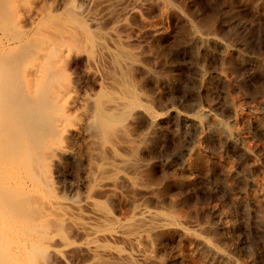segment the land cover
<instances>
[{"label":"rangeland","instance_id":"rangeland-1","mask_svg":"<svg viewBox=\"0 0 264 264\" xmlns=\"http://www.w3.org/2000/svg\"><path fill=\"white\" fill-rule=\"evenodd\" d=\"M75 1L0 0V19L6 17L0 36L52 22L81 23L88 48L86 43L69 50L56 77V86H69L55 103L61 111L48 107V128L54 127L50 114H57L52 120L60 125L54 132L45 127L49 136L35 133V139L39 133L48 137L38 136L44 146L66 148L48 163L43 196L63 201L53 214L58 219L64 213L86 220L90 198L115 220L96 236L97 256L74 223L35 225L30 264H264V0H166L169 7L148 1L128 13L123 46L148 70L131 73L122 66L132 93L107 83L119 71L93 44L112 24L103 2L92 0L90 11L77 13L68 6L84 0ZM108 41L106 47L116 51ZM114 100L124 103L116 106ZM117 154L134 168L104 177L103 165ZM138 205L171 221L153 231L137 230L141 236L131 242L109 230L134 216ZM42 242L45 254L38 249Z\"/></svg>","mask_w":264,"mask_h":264},{"label":"bare ground","instance_id":"bare-ground-1","mask_svg":"<svg viewBox=\"0 0 264 264\" xmlns=\"http://www.w3.org/2000/svg\"><path fill=\"white\" fill-rule=\"evenodd\" d=\"M84 1L79 7L78 6L75 7L74 5L70 4L68 6L69 10L72 11L74 10L77 13L83 11L85 12L86 10L90 11V9H92L93 7L92 4L90 5V2L92 0H86L87 2H89V4L82 6L84 4ZM148 1L156 2L165 7H169L166 0H101L99 2L100 4L101 2H103V5L105 7H102L103 5L101 7L103 9L104 8L106 9L105 13L106 15L109 16V20L112 22V24L106 32L104 33L101 32L102 35L101 34L98 35V38L93 40V44L97 46V50L99 49L100 52L101 51L106 52L112 57V59L111 58L110 59L112 60V65L113 68L115 69L114 72L119 71L117 75L115 74L116 76L110 74L107 83L108 84L110 83V85L113 84L114 86H119L121 87V89L126 87L127 89L125 90H129L131 93H132L131 89L125 83L127 79H125L124 74L121 71L122 66H124L123 68L126 67V71L129 70V72L139 69L142 71H148V70L146 67L140 66V64L136 60V54L134 52L126 49L123 46V43L125 41L124 38L125 34H123V31H126L128 26H129L128 30H130V24H128L127 22V14L132 11L140 10V8L144 6ZM2 8L4 7L2 6ZM98 11H101L99 7H98ZM100 16H98V18ZM1 18L2 20L6 19L5 15L2 16ZM107 20L108 18L106 19V21ZM7 21L9 22L8 19ZM142 21L144 22V20ZM149 22L150 21H148L147 23ZM147 23L145 22V24ZM0 24H2V22ZM79 24L81 23L78 22L77 24L75 22H67V23L52 22L45 24L41 28L39 26L37 27L35 26L31 32L14 31V33L11 34V32L9 31L10 35H8L9 33L6 34V32L8 31H5V35L3 34L4 33L3 32L1 33V35L3 34V36L2 37L0 36V264H30L31 255L33 253L34 242H36L33 240V232L35 230V225L36 226L39 225V227L45 229L47 228L49 222H56L55 226L57 225V222L58 223L62 222V221H58L59 219L66 220L65 222L67 223L69 222L74 223L76 226L81 228L83 232L87 235V240L85 243L91 250L92 254L95 255L101 249L100 246L101 244L97 241L96 236L103 234L104 230L106 228L108 229L107 226L109 225V222L113 220L112 217L113 215H111V213L104 206L99 205L95 200L90 198L86 199L85 202L87 204V207L89 208L88 210L89 213L87 214L86 220L80 221L69 215H64V213L62 214L59 213V215L61 214L63 216H60L58 219L53 214L60 211L59 209L63 201L59 199L50 200L45 196H43V192L46 190V186L50 176L47 174L48 163L50 160L53 159L56 152H66V148L63 144H60L55 147L54 146L48 147L50 144L48 143V145L45 144L44 146L42 144V141L39 140V138L40 139L43 138L42 134L40 133L39 134L41 135V137L39 136V134H37V139H38L37 142L39 143L40 141V144H37V146L38 145H42V146L37 147L35 145V140H37L35 139L36 138L35 133H37L39 130L42 131V133L45 132L46 134V130L48 129L52 130V128H54L57 124L60 125L58 122L54 121L56 124L55 125L52 120L54 119L53 117L57 116V114L52 115L49 113L51 116H53L50 120L52 121L53 124L52 123L49 124L51 125V127L52 125H54V127L48 128L47 124L49 120H47L48 118L46 119V117L48 112L50 111V109H48V107L50 108L49 104H55L57 102H60L62 95L65 93V91H67V88L69 87L67 84L56 86V83L58 81L56 80V77H59V75L62 74L61 72L62 65L63 62L68 58L69 50L72 47H77V46L83 47V45H86V43H88L87 36L85 35V31L83 27ZM96 24H98V22ZM5 25L7 24L5 23ZM140 25H143L142 22ZM0 26L4 27V24ZM3 29L9 30L8 28H3ZM192 29L194 30V27ZM147 31L150 32V30ZM202 32H204V30ZM125 33L126 35H130L129 33L127 34V32ZM151 35L152 34H150V36ZM197 37L201 38L202 36H197ZM105 39L106 40L109 39L108 43L110 42V40L114 43L115 46L111 45L110 44L111 42L109 44L113 47H116V51L113 52L112 50H109L106 47ZM133 44L134 43H131V45ZM88 45L89 43L87 44V48ZM140 52L139 54L142 55L143 52L142 53ZM92 62L93 61H91V63ZM131 73L129 74L131 75ZM61 76L62 75H60V77ZM126 78L128 77L126 76ZM107 87L110 86L107 85ZM113 88L114 87L112 86V89ZM125 90L123 91L126 93L129 92ZM128 95L126 94V96ZM123 103L124 102L122 100H114L113 102V104H115L116 106ZM55 105L54 106L56 108L54 109V107H51V109L53 108V110H55L56 113L60 112L61 110L59 111V109L57 110L58 112L56 111L57 104ZM111 105L112 104L110 105L108 104V106ZM112 106L115 107L114 105ZM122 106L120 107L118 106V108H121ZM50 115H48V117ZM58 115H61V113H59ZM45 127H47L48 129ZM62 127H64V125ZM44 129L46 130L44 131ZM57 129H55V131L58 132L59 130ZM49 130L48 132H51ZM48 132H47L48 135L46 134L47 136L50 135V133ZM52 132H54V129L52 130ZM46 139H48V137ZM130 142L131 141L125 142L126 148L127 146H130ZM69 151L71 152V150ZM62 155L63 154H61L60 156ZM132 164L133 162L129 158L117 154V156L112 162H108L105 165H103L104 167L102 168L101 173H104L103 171H105L104 177H106L107 174H109V172H114V174L115 173L118 174L120 167L123 168L126 166L133 167ZM129 168L127 169L130 170ZM122 174L124 175V173ZM65 202L66 201H64V203ZM135 211L136 214H134V216H132L130 219L126 221H115V224H113L109 230L118 233L120 236L124 237L125 239L128 238L130 240L135 237H138L136 236L137 234L138 235L140 234L141 236V233L139 232L137 233V230L153 231L154 230L153 228L163 227L165 224H168L169 221H171L169 216H167L166 214H162L157 211L151 210L150 208L144 205H138ZM75 225H72V227ZM52 226H54V223ZM42 231L44 232V230H41V232ZM144 235L146 234L144 233ZM102 237L105 236H101V238ZM98 238H100V236H98ZM38 249L42 254H45L46 250L44 248V242L39 244ZM105 252H107V250ZM53 253L55 252L52 251L51 249L50 254ZM51 256L52 255H50V257ZM128 256H129L128 254H125V257ZM118 257L120 258V256ZM52 258H56V256ZM52 258L51 260H53ZM130 258L132 259V257ZM132 260L131 262L133 263L134 260L133 261ZM121 264L124 263H122L121 261Z\"/></svg>","mask_w":264,"mask_h":264}]
</instances>
